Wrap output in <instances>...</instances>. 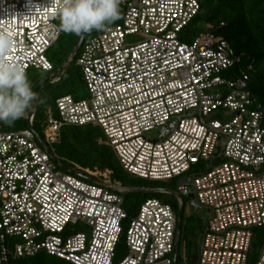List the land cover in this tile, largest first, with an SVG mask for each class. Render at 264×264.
<instances>
[{
	"label": "built area",
	"instance_id": "built-area-1",
	"mask_svg": "<svg viewBox=\"0 0 264 264\" xmlns=\"http://www.w3.org/2000/svg\"><path fill=\"white\" fill-rule=\"evenodd\" d=\"M51 2L0 0V29L15 35L7 58L27 75L55 70L48 54L63 31ZM120 8L121 23L81 49L88 98H59L44 136L0 131V264L42 253L71 264H175L185 198L208 213L192 264H261L264 106L250 88L253 67L243 69L223 37H193L202 0H122ZM88 126L102 129L100 144L128 175L173 183L176 194L159 192L178 203L147 199L130 216L120 180L63 166L50 145L65 128Z\"/></svg>",
	"mask_w": 264,
	"mask_h": 264
},
{
	"label": "rangeland",
	"instance_id": "rangeland-1",
	"mask_svg": "<svg viewBox=\"0 0 264 264\" xmlns=\"http://www.w3.org/2000/svg\"><path fill=\"white\" fill-rule=\"evenodd\" d=\"M122 12V11H121ZM122 21V18H121ZM60 24V21H59ZM111 26V25H110ZM108 26V28L110 27ZM95 31L88 34V37H92ZM81 35L69 34L63 32L62 39L58 45H56L48 54L50 61L54 64L55 70L52 73L43 71H31L29 79L32 83L33 91L41 86L44 82L49 81L39 93L38 99L40 100V110L36 112L37 131L41 136H44V128L41 126L46 125L48 120V110L55 108L56 101L61 96L72 95L76 99L85 100L89 96L87 86L82 77V70L78 67L77 61L80 57V53L75 61H73V53L77 47ZM81 52V51H80ZM74 63V64H73ZM63 68L64 73L52 80ZM36 110V103L34 102L33 107L27 111L33 112ZM26 113V114H27ZM5 124V129L8 127ZM1 129L0 131H6ZM81 130L85 136L78 144H73V148L68 144H65V140H59L60 144L50 145V150L58 161L68 169H74V165H78L84 170L96 171L99 168H92L91 166V154L92 149L88 138H98L99 140H105V134L100 128H94L92 126L84 128H65L64 131ZM74 153V155L72 154ZM115 159L117 156H114ZM118 160V158H117ZM119 161V160H118ZM125 172V171H124ZM123 187L127 190L126 193V204L125 209L131 216L138 213L140 206L147 199H168L172 202L178 203L176 197L170 193H161L156 190H167L172 193H177L176 186L168 181L151 182L138 179L134 176L124 173L122 180H120ZM180 206V205H179ZM208 219V213L200 211L198 214L195 212V208L192 207L191 199L185 198L184 206V218L182 224L181 233V259L179 264H184L183 256L185 253L188 255L193 254L195 249L198 247L201 234L205 230V226ZM84 227L80 226L76 228V232H83ZM196 246V248H195ZM262 246L257 244V249H261ZM195 254V253H194ZM192 264V260L188 262Z\"/></svg>",
	"mask_w": 264,
	"mask_h": 264
},
{
	"label": "trees",
	"instance_id": "trees-1",
	"mask_svg": "<svg viewBox=\"0 0 264 264\" xmlns=\"http://www.w3.org/2000/svg\"><path fill=\"white\" fill-rule=\"evenodd\" d=\"M120 23L121 19L117 20L111 26ZM103 32L104 31H95L92 37H88L87 34L85 42H88L91 38ZM190 32L193 37H198L202 33H213L228 41L229 44L234 47L237 54L243 58V69L248 72L250 67H253V71H249L251 75L250 88L260 105L264 106V0H202V11L199 13L197 20L192 24ZM38 109L40 110L39 99ZM29 115L30 111L25 114L24 117L9 125L6 129L5 124L0 123V130L5 129L6 131L4 132H9L29 129ZM34 127L37 130L36 115ZM85 136L87 137L81 130H72L69 132L63 130L61 139L65 140V144L72 147L73 144H78ZM100 141L101 140L96 137L92 139L88 138V142L92 149L90 157L92 168L98 167L99 169L109 172L111 177L122 180L125 172L117 158L115 159L114 156L116 155L114 151L100 144ZM72 154L74 155V153ZM129 215L131 216V214ZM257 244L261 245L262 248L264 247V229L257 231L256 249ZM125 250L126 242L123 236L119 247L120 254ZM194 253L191 255L189 254V259H191L192 262H195V257H197L196 249ZM13 264L71 263L42 253L33 258L15 261Z\"/></svg>",
	"mask_w": 264,
	"mask_h": 264
},
{
	"label": "clouds",
	"instance_id": "clouds-1",
	"mask_svg": "<svg viewBox=\"0 0 264 264\" xmlns=\"http://www.w3.org/2000/svg\"><path fill=\"white\" fill-rule=\"evenodd\" d=\"M122 0H52L60 29L69 34L105 31L122 18ZM15 44L14 27L0 29V123L11 125L37 101L26 70L7 58ZM264 264V256L261 257Z\"/></svg>",
	"mask_w": 264,
	"mask_h": 264
},
{
	"label": "water",
	"instance_id": "water-1",
	"mask_svg": "<svg viewBox=\"0 0 264 264\" xmlns=\"http://www.w3.org/2000/svg\"><path fill=\"white\" fill-rule=\"evenodd\" d=\"M86 37H87V34H82V35H81L80 40H79V42H78V44H77V47H76V49H75V51H74V53H73V55H72V57L74 58L73 61H75V60L77 59V57H78V55H79V53H80V51H81V49H82V47H83V45H84V43H85ZM64 70H65V68H63V69H62V70H61L56 76H54L52 80H56V78H57L58 76H60L62 73H64ZM49 82H50V80L44 82L41 86H39V87L36 89L35 93L37 94V97H38L40 91L42 90V88H43L46 84H48ZM35 103H36V110L30 113V115H29V119H32L33 117H35L36 112H37V110H38V99H37V101H35ZM29 128H30L32 131H36L35 127L32 126L30 123H29ZM37 136H38L39 141H40V142L43 144V146L46 148L47 146H46V144L44 143V141H43V139L41 138V136H39V134H37ZM54 159H55V158H54ZM55 161H56V160H55ZM60 168H61L62 170H66V169H65L64 167H62V166H60ZM156 191H160V190H156ZM183 218H184V209H182L181 212H180V219H179V220H180V223H179V224H180V226H179V233H180V234L182 233ZM180 245H181V238H179V240H178V244H177V248H176V253H175V264H178Z\"/></svg>",
	"mask_w": 264,
	"mask_h": 264
},
{
	"label": "flooded vegetation",
	"instance_id": "flooded-vegetation-1",
	"mask_svg": "<svg viewBox=\"0 0 264 264\" xmlns=\"http://www.w3.org/2000/svg\"><path fill=\"white\" fill-rule=\"evenodd\" d=\"M199 213V212H198ZM197 214V213H196Z\"/></svg>",
	"mask_w": 264,
	"mask_h": 264
}]
</instances>
